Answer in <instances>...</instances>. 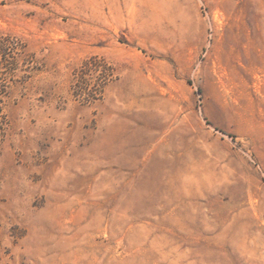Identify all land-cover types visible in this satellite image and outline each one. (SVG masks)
Here are the masks:
<instances>
[{"label":"rangeland","instance_id":"obj_1","mask_svg":"<svg viewBox=\"0 0 264 264\" xmlns=\"http://www.w3.org/2000/svg\"><path fill=\"white\" fill-rule=\"evenodd\" d=\"M0 85V264H264V0H0Z\"/></svg>","mask_w":264,"mask_h":264},{"label":"trees","instance_id":"obj_2","mask_svg":"<svg viewBox=\"0 0 264 264\" xmlns=\"http://www.w3.org/2000/svg\"><path fill=\"white\" fill-rule=\"evenodd\" d=\"M76 86L78 88L77 91H82L83 92L84 91L83 86L87 87V84L82 81V77H78ZM88 97H90V95H88ZM5 98H6L5 88H4L3 85H0V140H1V137L3 136V128H2V126H3V116L1 115V107H2V103L4 102ZM93 99H95V98L93 97Z\"/></svg>","mask_w":264,"mask_h":264}]
</instances>
